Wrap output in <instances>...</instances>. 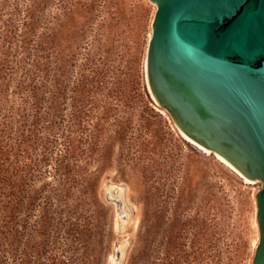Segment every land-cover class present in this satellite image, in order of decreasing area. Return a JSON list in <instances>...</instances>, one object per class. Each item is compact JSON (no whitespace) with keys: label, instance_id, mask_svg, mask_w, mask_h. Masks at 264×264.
<instances>
[{"label":"rangeland","instance_id":"obj_1","mask_svg":"<svg viewBox=\"0 0 264 264\" xmlns=\"http://www.w3.org/2000/svg\"><path fill=\"white\" fill-rule=\"evenodd\" d=\"M148 0H0V264H252L255 194L154 102Z\"/></svg>","mask_w":264,"mask_h":264},{"label":"water","instance_id":"obj_2","mask_svg":"<svg viewBox=\"0 0 264 264\" xmlns=\"http://www.w3.org/2000/svg\"><path fill=\"white\" fill-rule=\"evenodd\" d=\"M148 1L151 97L184 139L260 183L252 264H264V0Z\"/></svg>","mask_w":264,"mask_h":264},{"label":"bare ground","instance_id":"obj_3","mask_svg":"<svg viewBox=\"0 0 264 264\" xmlns=\"http://www.w3.org/2000/svg\"><path fill=\"white\" fill-rule=\"evenodd\" d=\"M195 145V144H194ZM198 147V146H197ZM199 148V147H198ZM205 152V151H204ZM216 157V156H215ZM217 158V157H216ZM220 162H222L223 164H225L226 166H228L226 163H224L223 161H221L219 158H217ZM229 167V166H228ZM230 168V167H229ZM232 169V168H231ZM233 170V169H232ZM234 171V170H233ZM238 174V173H237ZM239 175V174H238ZM240 176V175H239ZM246 183H254V182H249L247 180H245L244 178H242Z\"/></svg>","mask_w":264,"mask_h":264}]
</instances>
